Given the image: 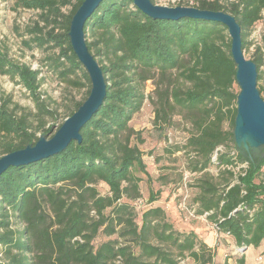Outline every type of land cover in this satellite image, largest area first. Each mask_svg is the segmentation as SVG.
I'll use <instances>...</instances> for the list:
<instances>
[{
    "label": "trees",
    "instance_id": "trees-1",
    "mask_svg": "<svg viewBox=\"0 0 264 264\" xmlns=\"http://www.w3.org/2000/svg\"><path fill=\"white\" fill-rule=\"evenodd\" d=\"M82 1L74 0L64 13L61 8L70 0H15L19 7L38 10L45 26L51 24L43 30L35 23L30 28L31 41L35 46L50 42L57 47L58 58L69 64L65 73L81 68L67 32ZM175 5L230 13L240 25L242 48L246 31L264 18V0H192ZM83 31L87 48L102 69L105 97L81 127L80 143L71 141L59 153L0 174V264H181L187 256L191 264L211 262V248L195 231L176 230L162 207L150 206L138 223L129 203L139 196L140 178L135 170H145L138 146L142 139L128 125L144 99L140 82L173 72L185 86L158 89L156 118L166 119V108L175 106L191 114L194 133L188 143L203 158L200 169L223 144L226 150L218 164L247 165L237 174L223 168L221 188L210 175L200 178L195 213L209 212L205 218L244 251L258 247L264 240V178H258L264 160L248 155L253 147L241 146V152L231 154L238 146L232 132L236 107L231 110L229 106L236 102L239 89L233 90L235 64L226 27L201 18L153 19L131 0H102L85 20ZM24 44L30 46V41ZM251 61L257 79H262L259 49ZM0 73L29 92L38 122L33 126L25 113L18 115L8 95L0 97L1 156L33 144L38 139L36 132L46 137L54 132L51 126L44 128V119L52 117L53 111L38 96L39 71L11 61L0 45ZM84 77L88 79L85 72ZM257 88L264 99V88ZM87 95L73 108L64 107L63 120ZM226 112L231 130L222 129ZM98 182L108 187L109 194H100ZM100 233H116L120 240L95 245Z\"/></svg>",
    "mask_w": 264,
    "mask_h": 264
},
{
    "label": "rangeland",
    "instance_id": "rangeland-1",
    "mask_svg": "<svg viewBox=\"0 0 264 264\" xmlns=\"http://www.w3.org/2000/svg\"><path fill=\"white\" fill-rule=\"evenodd\" d=\"M61 8L67 13L74 0ZM178 1L181 3H192V0H156V4L174 6ZM38 23L43 30L51 28L47 22L46 26L39 16L38 10L25 9L15 4V0H0V45L11 61L26 64L31 69L39 71L38 96L43 103L53 111L52 117L44 119V128L52 127V133L57 125L63 120L65 114L63 109L66 105H71L81 101L90 90L89 78L84 67L66 72L68 62L63 58H58V48L52 43H45L43 46H35L31 41L30 28ZM226 36L229 38L227 30ZM84 39L88 40V38ZM245 46L242 48L246 59H252V54L257 49L262 53V62L258 67V72L262 74V79H256V86L264 88V18L256 21L245 33ZM25 40L30 41V46L24 44ZM98 63L97 57H94ZM88 77V75H87ZM173 85L184 87L182 82L176 78L174 72L159 77H154L140 82L144 99L141 107L133 113L128 125L133 131L139 134L142 142L138 143L142 152V160L145 170H135V174L140 178L139 196L129 200L134 213V219L140 223L141 213L150 206L159 205L165 210L168 220L178 231L197 232L212 251V260L209 264H264V248L254 251V248L241 252L232 237L224 235L214 228L213 222L205 217L196 214L197 201L195 197L199 190V179L210 175L212 180L221 188L223 186L221 177L224 170L218 164V157L226 150L225 145H219L210 154V160L206 167L200 169L203 158L195 152L188 143V138L194 133L191 121V114L178 106L167 107V118H156L155 109L157 107L158 89H171ZM239 87L233 85L234 92ZM8 95L12 105L16 104L18 115L25 113L27 118L37 126L34 121L36 112L34 101L29 92L20 83L11 80L7 75L0 73V97ZM231 110L236 107L233 101L229 106ZM229 113L226 112V119L222 124L223 130H231ZM44 135L42 131L36 132V136ZM133 137L135 134L132 135ZM134 140V139H133ZM219 148V149H217ZM237 149V150H236ZM231 151L241 152V146ZM264 160V146H259L251 150L248 154ZM244 164H234L229 166L235 174L239 173L240 167ZM259 179L264 178V166L261 167ZM235 181L236 177H233ZM258 180L257 178L255 179ZM97 189L101 195L109 194L108 187L98 182ZM150 198L153 199L150 201ZM93 215V211L90 212ZM15 222V220H13ZM107 239H118L116 233L105 235L98 234L94 239L96 245L100 241ZM262 255L263 261L259 262L256 257ZM185 262L181 264H191L189 256L185 257ZM243 262H240V260Z\"/></svg>",
    "mask_w": 264,
    "mask_h": 264
},
{
    "label": "water",
    "instance_id": "water-1",
    "mask_svg": "<svg viewBox=\"0 0 264 264\" xmlns=\"http://www.w3.org/2000/svg\"><path fill=\"white\" fill-rule=\"evenodd\" d=\"M102 0H83L71 17L67 32L69 43L77 60L84 67L90 81L86 99L54 131L50 137L38 136L33 143L0 156V174L9 167L27 165L61 152L71 142L80 143V129L102 104L106 83L100 65L87 48L83 25ZM142 13L153 19L178 20L182 17L201 18L226 27L230 38V54L235 64L236 114L233 125L235 144L246 149L264 146V99L256 86L257 68L246 59L241 47V28L235 17L224 11L200 9L193 6H168L151 0H131Z\"/></svg>",
    "mask_w": 264,
    "mask_h": 264
},
{
    "label": "built area",
    "instance_id": "built-area-1",
    "mask_svg": "<svg viewBox=\"0 0 264 264\" xmlns=\"http://www.w3.org/2000/svg\"><path fill=\"white\" fill-rule=\"evenodd\" d=\"M217 149H219V148H217ZM241 164H244V163H241ZM222 167H223V168H227V169L230 168V167L227 166V165H222ZM208 213H209V212L205 211L202 215H200V217H205ZM236 248H237V250H240L241 252H244L243 249H241V248H239V247H236ZM256 259H257L259 262H262V261H263L262 255H258V256L256 257Z\"/></svg>",
    "mask_w": 264,
    "mask_h": 264
},
{
    "label": "crops",
    "instance_id": "crops-1",
    "mask_svg": "<svg viewBox=\"0 0 264 264\" xmlns=\"http://www.w3.org/2000/svg\"><path fill=\"white\" fill-rule=\"evenodd\" d=\"M250 248H254V251L261 250L262 248H264V240L260 243V245L258 247H251L250 246L247 249H250Z\"/></svg>",
    "mask_w": 264,
    "mask_h": 264
}]
</instances>
